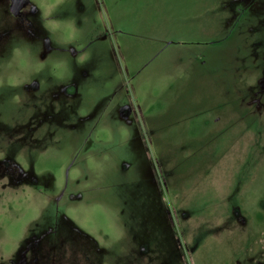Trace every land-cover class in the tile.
Returning a JSON list of instances; mask_svg holds the SVG:
<instances>
[{"label": "rangeland", "instance_id": "obj_1", "mask_svg": "<svg viewBox=\"0 0 264 264\" xmlns=\"http://www.w3.org/2000/svg\"><path fill=\"white\" fill-rule=\"evenodd\" d=\"M0 264H264V0H0Z\"/></svg>", "mask_w": 264, "mask_h": 264}, {"label": "flooded vegetation", "instance_id": "obj_2", "mask_svg": "<svg viewBox=\"0 0 264 264\" xmlns=\"http://www.w3.org/2000/svg\"><path fill=\"white\" fill-rule=\"evenodd\" d=\"M21 2H19V1H13V4H12V6H11V10L10 11H12V12H14V13H17V12H19V10L21 9V4H20ZM5 21H6V24H9V25H11V21H9V19L7 20V19H5Z\"/></svg>", "mask_w": 264, "mask_h": 264}]
</instances>
